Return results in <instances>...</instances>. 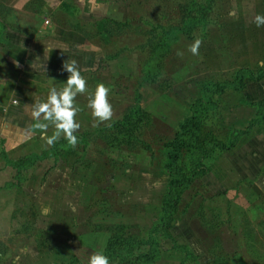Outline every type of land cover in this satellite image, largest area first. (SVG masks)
Instances as JSON below:
<instances>
[{
	"label": "rangeland",
	"instance_id": "rangeland-1",
	"mask_svg": "<svg viewBox=\"0 0 264 264\" xmlns=\"http://www.w3.org/2000/svg\"><path fill=\"white\" fill-rule=\"evenodd\" d=\"M194 1L207 5V0H65L59 15L53 10L58 0H0V85L10 77L20 80L29 66L41 75L45 99L52 87H63L69 73L43 76L35 49L58 25L81 29L82 38L102 53L94 68L81 75L87 91L75 99L81 109L75 118L80 125L75 148L35 160L19 180L7 159L41 156L55 143L68 142L61 136L49 146L39 130L32 137L14 130L10 142L9 134L0 132V169H5L0 175V239L33 233L42 253L60 246L59 258L80 264H88L94 252L104 254L117 227L126 228L121 235L145 243L164 216L170 182L166 146L201 100L203 86L233 82L242 71L255 74L245 80L244 89L214 97L217 108L203 121L202 142L228 145L233 131L247 130L256 119L253 105L264 100V26L251 21L264 16V0H213L201 16L196 15L201 8L191 12ZM187 17L203 21L178 33L158 76L142 82L164 30L180 27ZM41 22L45 31L39 33ZM196 39L202 43L194 56L188 48ZM101 83L109 88L113 115L94 127L88 96ZM136 105L152 116L151 126L141 129L134 150L109 147L97 131ZM53 131L49 127L47 135ZM204 167L205 176L179 191L176 223L169 234L156 235L161 258L153 264H264V123L251 127L235 148L217 150ZM147 251L142 247L134 257ZM8 252L0 241V253ZM129 257L109 264H126Z\"/></svg>",
	"mask_w": 264,
	"mask_h": 264
},
{
	"label": "trees",
	"instance_id": "trees-1",
	"mask_svg": "<svg viewBox=\"0 0 264 264\" xmlns=\"http://www.w3.org/2000/svg\"><path fill=\"white\" fill-rule=\"evenodd\" d=\"M213 0H207V5L194 3L191 6V12L194 8H201L196 15L201 16L203 12L208 10ZM64 7H68L64 5ZM69 8V7H68ZM180 27L164 30V39L155 45L151 58L144 71L143 81L150 82L156 78L160 72V65L164 60V54L170 50V46L177 41V34L180 32H189L192 26L198 25L203 20L197 21L193 17L186 18ZM125 24V23H124ZM122 26H125V25ZM70 29L83 34L79 28L71 26ZM0 24V34L3 32ZM84 35V34H83ZM85 36V35H84ZM255 78L252 71H242L238 73L237 78L233 82L223 83H207L203 86L202 98L191 107V115L179 124V132L176 134L172 142L166 146L165 154V169L170 174V182L168 185L167 194L164 198L162 210L164 216L160 222L148 236V240L143 243L139 239L121 235L122 230L126 228L117 227L113 231V235L109 240L105 255L109 259V263H115L128 255L126 264H153L160 260L161 252L157 242V234H169L170 228L176 223L175 213L179 204V191L186 188L192 182L207 174V169L204 167V161L213 157L217 150H231L236 147L243 136L249 134L251 127L264 123V100L256 103V119L250 122L249 127L245 131H233L230 136L229 144L223 145L215 139H207L201 141L203 137V121L210 112L217 108L214 97L225 93L229 89L242 90L244 89L245 80ZM258 78H261L259 76ZM140 97L137 96L139 102ZM152 116L139 105L126 111L123 117L119 120H114L110 124L102 127L97 131L111 148H127L134 150L139 142V134L141 129L152 124ZM141 143V141H140ZM143 143V142H142ZM141 143V145H142ZM139 144V143H138ZM65 142H57L52 149L41 156L31 155L26 159L18 162L7 159V164L17 170L18 179L21 180L20 172L27 169L34 163L35 160H42L47 157H55L54 154L60 148H68ZM148 247L147 253L134 257L136 250ZM64 264H80L77 261Z\"/></svg>",
	"mask_w": 264,
	"mask_h": 264
},
{
	"label": "crops",
	"instance_id": "crops-1",
	"mask_svg": "<svg viewBox=\"0 0 264 264\" xmlns=\"http://www.w3.org/2000/svg\"><path fill=\"white\" fill-rule=\"evenodd\" d=\"M64 1L65 0H58V4L53 9L56 12L58 11L57 13L59 15L64 14L63 11L60 10ZM48 9H51L49 4ZM55 20L58 21V19ZM42 24V22L39 24V28L37 30L39 33L43 32V28H45L42 27ZM79 34L80 33L73 29H66L64 27L61 28L58 25L53 29V31H51L50 37L47 35L46 39L42 38V40L36 44L35 49L41 56L40 64L44 67V72H42L43 76L51 74L54 79L61 76H68L67 72L62 69L64 63L68 60L76 61L81 75L84 71L94 68V66L98 63V60H100L99 58L102 53H100L99 49L92 46L88 40L82 38L81 35L83 34ZM61 48L65 49L67 53H62ZM24 64H28V62H24ZM61 72L66 73V75H60ZM39 76L41 75L37 74L31 69V67L28 66L24 69L20 80L16 79L13 81L12 79L14 78L10 77L11 80L7 82L6 85H0V132L5 130L9 134L8 140L10 142V132L14 130H21L22 133H26L30 137L34 136L35 132H38V130L34 128V124L37 121H35L31 115L32 105L35 102L46 101V92L39 90L41 88L37 78ZM47 87L48 83L46 82V88ZM13 96H18L20 100H12L10 97ZM15 101L17 102L16 104ZM4 170V167L0 169V171H3L0 172V175L5 173ZM15 171V175L17 176L18 172L16 169ZM2 237L0 241L2 242L4 248H9V252L7 253L8 255L0 253V257L2 258V260L0 258V264L67 263L66 260L58 257V255H61L60 252L62 250L60 246L53 250H49L48 252L42 253L38 242L34 239L36 236L33 233L25 232L22 233V235H18V233H11L7 237ZM168 254L171 253L168 252ZM168 260L174 259L168 258Z\"/></svg>",
	"mask_w": 264,
	"mask_h": 264
},
{
	"label": "clouds",
	"instance_id": "clouds-1",
	"mask_svg": "<svg viewBox=\"0 0 264 264\" xmlns=\"http://www.w3.org/2000/svg\"><path fill=\"white\" fill-rule=\"evenodd\" d=\"M251 22L257 28L264 26V16L255 15ZM201 43L200 39H196L189 46L188 51L194 56L199 55ZM177 55H183V53L177 52ZM32 67H34V63ZM63 69L69 73L66 83L59 90L52 87L46 101L35 102L32 105L31 115L37 121L34 128L42 133V138L47 145H53L63 136L67 140L68 146L75 148L78 139L74 133L80 128L75 118L77 113L81 111L76 106L75 99L78 95H82L87 91L86 80L81 76L74 60L66 61ZM108 94L109 88L101 83L96 86L94 93H90L88 96L87 107L91 110V116L95 121L94 127L112 118L113 110L108 100ZM49 127L54 129L50 137L47 135ZM88 264H109V259L101 252H94L90 255Z\"/></svg>",
	"mask_w": 264,
	"mask_h": 264
},
{
	"label": "built area",
	"instance_id": "built-area-1",
	"mask_svg": "<svg viewBox=\"0 0 264 264\" xmlns=\"http://www.w3.org/2000/svg\"><path fill=\"white\" fill-rule=\"evenodd\" d=\"M17 102L15 101V104H16Z\"/></svg>",
	"mask_w": 264,
	"mask_h": 264
}]
</instances>
